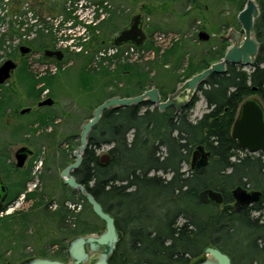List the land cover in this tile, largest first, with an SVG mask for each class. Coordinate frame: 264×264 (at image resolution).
<instances>
[{
  "label": "trees",
  "instance_id": "16d2710c",
  "mask_svg": "<svg viewBox=\"0 0 264 264\" xmlns=\"http://www.w3.org/2000/svg\"><path fill=\"white\" fill-rule=\"evenodd\" d=\"M9 1L13 6L12 14L16 17L9 21L7 32L0 35V51L7 39L13 37H28L25 44L45 50L57 43L56 36L63 30L78 24V7H70L68 1L46 7L51 12H62L55 16L57 20L61 19L57 25L55 23L57 27L51 21V14L36 21L22 18L21 15L26 14V10L22 9L26 0H0V11ZM234 1H237L239 12L247 0ZM257 2L261 15L255 23V33L261 46L255 67L247 70L242 65L228 64L225 73L209 76L198 88L209 108L200 119L193 121L189 113L199 100L197 93L192 102L179 112L173 106L160 111L150 102L105 110L91 131L82 164L73 174L115 217L121 240L109 264H193L203 256L208 245H215L226 252L221 242L233 235L238 225L252 227L253 231L263 230L264 233L263 221L231 210V202L234 201L231 191L236 186L264 191V153L246 152L231 135L238 108L243 101L258 95L264 104V0ZM17 15H20L19 19ZM114 18L118 19L112 15L107 21ZM4 20L5 17L0 15V22ZM72 20L74 22L69 25ZM129 23H123L118 32ZM239 25L237 15L222 23L227 30ZM112 39L107 43L102 38L99 47L108 44L110 49L115 48ZM228 46V39L223 38L218 41L215 50L210 48L208 53L193 58L185 77L179 79L178 83L220 61ZM14 54L11 52L9 56ZM100 54L97 57L102 62L112 63L120 57V53L111 57L104 52ZM168 58L167 55L163 63ZM56 62L60 63L58 60ZM151 70L144 71L138 64H119L114 72L103 68L100 73L104 76L103 84L100 85L99 79L86 88L102 89L95 91L98 94L113 83L114 77L117 81L125 80L124 90L106 94L97 106L112 96H135L152 87L158 88L162 99H166L170 92L164 90L158 77H149ZM44 79L47 80L46 77ZM199 144L211 150L212 159L207 167L193 170L190 168L192 152ZM103 146H109V161L106 164L101 162L97 153ZM186 166L187 170L184 169ZM207 187L222 192L223 209L218 204L200 203L198 194ZM74 192L81 194L77 190ZM83 198L88 205L86 197ZM90 233L93 232L83 229L73 237ZM253 238L250 248L255 254L264 256V242L258 244L257 237ZM66 255L65 250V253L54 257L60 259ZM236 259H232L233 264H238ZM254 259L260 260L258 257Z\"/></svg>",
  "mask_w": 264,
  "mask_h": 264
},
{
  "label": "rangeland",
  "instance_id": "374dc122",
  "mask_svg": "<svg viewBox=\"0 0 264 264\" xmlns=\"http://www.w3.org/2000/svg\"><path fill=\"white\" fill-rule=\"evenodd\" d=\"M65 1L70 7L76 5L75 1L82 3L83 6L78 7L82 24L68 27L62 35L56 36V44L47 47L64 50L60 63L46 59L44 48L37 46L26 59H20L16 46L27 43L28 37L8 38L0 51V64L10 57L19 64L7 83L0 84V173L9 186V196L0 214V264H19L32 256L55 258L67 251L69 241L83 229L93 233L104 229L105 222L91 205L88 203L89 207L81 194L65 185L61 177L62 170L75 160L73 152L80 145L81 125L93 116L98 102L106 94L119 93L126 86L124 79L117 81L114 77L103 92L95 94L102 89H87L95 80L100 79V85L103 84L104 76L100 74L103 68L114 72L119 64H138L144 71L152 69L149 77H158L164 90L171 93L177 88L178 80L185 77L189 62L208 53L210 48L215 50L222 35L231 29L222 26L224 20L240 12L234 0H26L22 5L26 14L21 17L36 21L51 14L55 21V16L62 12H51L46 7ZM10 3L0 11L1 17H5L4 22H0V35L7 32L9 21L16 17ZM95 14H99L98 19ZM136 14L143 17L147 35L143 49L149 53V59L131 62L120 53L112 63L102 62L97 56L100 52L108 53L110 46L100 48L99 40L103 38L110 43L123 23L130 22ZM112 15L118 19L107 21ZM17 16L19 19L20 15ZM240 26L232 28L239 30ZM201 31H205L209 39L201 40L198 36ZM160 33H176L179 39L162 49L156 38ZM231 42L228 39L229 45ZM11 52L15 54L9 56ZM167 55L169 58L163 63ZM45 64H56L58 69L38 77V68ZM30 93L34 95L31 97ZM49 96L55 100L54 104L39 107L38 102ZM252 97L260 99L258 95ZM28 107L31 110L21 114ZM208 110L205 97L199 93V100L189 111L190 118L197 121ZM23 145L34 153L23 168L17 169L14 153ZM108 148L103 146L98 150L100 158ZM223 207L220 204V209ZM254 231L252 227L238 225L235 233L221 242L232 259L237 258L238 264H264V256L255 254L249 245L253 237H257L258 244H263L264 238L259 237H264V233ZM257 257L259 261L254 259ZM60 259L67 260L68 256Z\"/></svg>",
  "mask_w": 264,
  "mask_h": 264
},
{
  "label": "water",
  "instance_id": "95a60500",
  "mask_svg": "<svg viewBox=\"0 0 264 264\" xmlns=\"http://www.w3.org/2000/svg\"><path fill=\"white\" fill-rule=\"evenodd\" d=\"M260 15L261 7L257 0H247L244 8L237 16L241 25L240 29L231 28L227 34L222 35V38L232 41L227 47L222 60L210 64L189 79L179 82L177 88L168 94L165 100L162 99L159 89L152 87L135 96H112L94 109L93 116L81 125L80 145L73 152L75 160L62 170L61 177L65 185L79 191L86 197L94 213L105 222V227L95 233L73 237L67 245V260L46 256H32L19 264H109L121 240V232L116 225L115 217L104 209L103 205L73 174L82 164L84 151L89 145L91 131L99 123L105 110L150 102L158 107L160 111L173 106L179 112L192 102L195 95L199 93V86L209 76L214 73H225L228 64L243 65L249 69L254 68L261 46L255 33V23ZM143 23L141 14L134 15L129 25L114 36L112 44L114 46L134 44L142 47L147 39ZM198 36L201 40L209 39V35L205 31L199 32ZM31 50L32 48L26 44L20 46L22 55L31 52ZM44 55L58 61L64 58V52L61 49L46 48ZM16 68L17 62L15 60H5L0 65V84L5 83ZM54 102L55 100L52 97H47L39 101L38 106H52ZM29 110L30 108H26L21 113L24 114ZM231 135L250 154L264 151V104L259 98L250 97L240 104L232 126ZM33 152L29 146L19 147L14 154L15 166L20 169L23 168ZM211 158V151L204 144H199L192 152L191 168L193 170L205 168L210 164ZM100 159L102 163L106 164L109 161V154L102 155ZM231 193L234 199L232 210L235 213H240L246 205L257 201L261 196V191L248 190L242 185L233 188ZM7 196L8 186L2 181L0 175V214L3 212L4 201ZM198 199L202 204L214 203L220 205L224 202L222 192L211 187L201 190L198 194ZM193 264H233V261L230 255L219 247L208 245L204 249L203 256Z\"/></svg>",
  "mask_w": 264,
  "mask_h": 264
},
{
  "label": "built area",
  "instance_id": "2783aa9c",
  "mask_svg": "<svg viewBox=\"0 0 264 264\" xmlns=\"http://www.w3.org/2000/svg\"><path fill=\"white\" fill-rule=\"evenodd\" d=\"M79 5L83 6L80 1L76 2V6L80 7ZM80 11L81 10H79V8H77L76 14L78 16L77 19L80 20V22H78V23L82 24V22H81L82 18H80V14H81ZM101 14H102V12H101ZM101 14H100V16H101ZM94 16L97 19L99 18V14H95ZM47 19L51 20L50 17H48ZM60 20L61 19H59V20L55 19L54 22L56 23V25L58 24V22H60ZM51 21H53V20H51ZM73 22L74 21L72 20L68 24L72 25ZM87 24H90V22H88ZM76 27H77V25H76ZM63 32H65V30H63L62 33H60L59 35L63 34ZM156 38L158 40L159 46L162 49H166L167 47L171 46L175 41H177L179 39V36L176 33H160L159 35H157ZM143 48H144L143 46L138 47L134 44H125L122 46H115V48H111L110 51H108V53L107 52L106 53L109 55L115 54V53H123V55H125V57L129 58L131 60V62H137L138 63V62H143V61H146L149 59V57H148L149 53L146 50H144ZM59 49H61V48H59ZM57 69H58V67L56 64L42 65L40 68H38L37 76L43 77V76L47 75L48 72L55 73L57 71Z\"/></svg>",
  "mask_w": 264,
  "mask_h": 264
},
{
  "label": "flooded vegetation",
  "instance_id": "af4514ba",
  "mask_svg": "<svg viewBox=\"0 0 264 264\" xmlns=\"http://www.w3.org/2000/svg\"><path fill=\"white\" fill-rule=\"evenodd\" d=\"M25 43H23V44H20V45H18V47H17V50L15 51L16 53H17V56L20 58V59H26L27 57H28V55H30L31 54V52L33 51V47L32 46H30V45H28V44H26V45H28V46H30L31 48H32V50H31V52H29V53H27V54H25V55H22L21 54V52H20V46L21 45H24ZM57 49H59V48H57ZM61 50H63V49H61ZM63 52H64V50H63ZM64 56H65V52H64ZM7 59H13V60H15V58H12V57H10V58H7ZM6 59V60H7ZM16 61V60H15ZM17 62V61H16ZM1 65V64H0ZM18 66H19V64H18V62H17V68H18ZM16 68V69H17ZM16 69L11 73V77L13 76V74H14V72L16 71ZM10 77V78H11ZM9 78V79H10ZM8 79V80H9ZM7 80V81H8ZM7 81L5 82V83H7ZM5 83H3V84H5ZM31 97L34 95L33 93H30L29 94ZM49 97H51V96H49ZM252 97V96H251ZM261 99V98H260ZM39 103V102H38ZM28 108H30V110H31V107H28ZM239 109V108H238ZM29 110V111H30ZM22 114V113H21ZM232 132V131H231ZM237 141V140H236ZM23 146H26V145H23ZM240 146V145H239ZM241 147V146H240ZM242 148V147H241ZM243 149V148H242ZM210 150V149H209ZM243 150H245V149H243ZM211 151V150H210ZM246 151V150H245ZM16 152V151H15ZM247 152V151H246ZM34 153V152H33ZM212 153V152H211ZM249 153V152H248ZM260 153H264V151L263 152H259V154ZM15 154V153H14ZM33 155V154H32ZM31 155V156H32ZM30 156V157H31ZM29 157V158H30ZM192 158V157H191ZM212 159V158H211ZM28 161V160H27ZM27 163V162H26ZM16 167V166H15ZM17 168V167H16ZM190 168H191V161H190ZM17 169H20V168H17ZM192 169V168H191ZM0 175H1V178H2V181L7 185V183L5 182V180H4V178H3V176H2V174L0 173ZM8 186V185H7ZM247 188V187H246ZM248 190H258V189H251V188H247ZM259 191H261V196H260V198L257 200V201H255V202H253V203H251V204H249V205H246L244 208H243V210L240 212V214L241 213H245V215L247 216V217H250V216H254V217H250V218H256V219H260L261 221H263L264 222V191L263 190H260L259 189ZM8 196H9V186H8ZM8 196H7V198H6V200L4 201V207H5V203L7 202V199H8ZM234 202V201H233ZM231 208H232V206H231ZM233 211V210H232ZM253 214V215H252Z\"/></svg>",
  "mask_w": 264,
  "mask_h": 264
}]
</instances>
